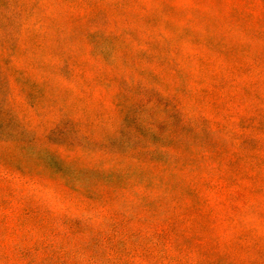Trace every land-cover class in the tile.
I'll use <instances>...</instances> for the list:
<instances>
[{"label":"rangeland","instance_id":"obj_1","mask_svg":"<svg viewBox=\"0 0 264 264\" xmlns=\"http://www.w3.org/2000/svg\"><path fill=\"white\" fill-rule=\"evenodd\" d=\"M0 264H264V0H0Z\"/></svg>","mask_w":264,"mask_h":264}]
</instances>
